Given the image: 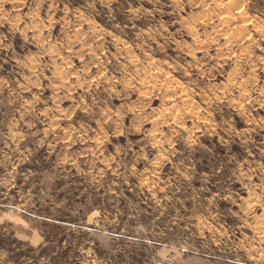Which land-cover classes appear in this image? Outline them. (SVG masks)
Instances as JSON below:
<instances>
[{
  "label": "rangeland",
  "instance_id": "rangeland-1",
  "mask_svg": "<svg viewBox=\"0 0 264 264\" xmlns=\"http://www.w3.org/2000/svg\"><path fill=\"white\" fill-rule=\"evenodd\" d=\"M0 264H264V0H0Z\"/></svg>",
  "mask_w": 264,
  "mask_h": 264
},
{
  "label": "crops",
  "instance_id": "crops-1",
  "mask_svg": "<svg viewBox=\"0 0 264 264\" xmlns=\"http://www.w3.org/2000/svg\"><path fill=\"white\" fill-rule=\"evenodd\" d=\"M61 221H62V223L66 222L65 220H61Z\"/></svg>",
  "mask_w": 264,
  "mask_h": 264
},
{
  "label": "bare ground",
  "instance_id": "bare-ground-1",
  "mask_svg": "<svg viewBox=\"0 0 264 264\" xmlns=\"http://www.w3.org/2000/svg\"><path fill=\"white\" fill-rule=\"evenodd\" d=\"M238 12V11H237Z\"/></svg>",
  "mask_w": 264,
  "mask_h": 264
}]
</instances>
